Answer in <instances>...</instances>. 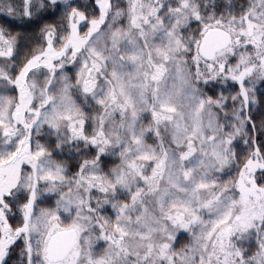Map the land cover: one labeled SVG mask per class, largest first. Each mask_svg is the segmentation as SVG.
<instances>
[{
  "label": "snow or ice",
  "instance_id": "obj_1",
  "mask_svg": "<svg viewBox=\"0 0 264 264\" xmlns=\"http://www.w3.org/2000/svg\"><path fill=\"white\" fill-rule=\"evenodd\" d=\"M0 264H264V0H0Z\"/></svg>",
  "mask_w": 264,
  "mask_h": 264
}]
</instances>
